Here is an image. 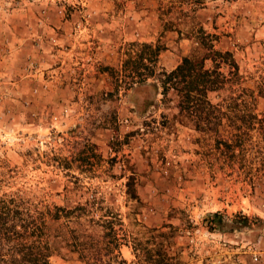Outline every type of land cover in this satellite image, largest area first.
Listing matches in <instances>:
<instances>
[{"label":"rangeland","instance_id":"374dc122","mask_svg":"<svg viewBox=\"0 0 264 264\" xmlns=\"http://www.w3.org/2000/svg\"><path fill=\"white\" fill-rule=\"evenodd\" d=\"M200 40L236 65L203 131L132 69L140 44L157 77ZM1 196L21 226L87 209L43 217L49 264H264V0H0Z\"/></svg>","mask_w":264,"mask_h":264},{"label":"trees","instance_id":"16d2710c","mask_svg":"<svg viewBox=\"0 0 264 264\" xmlns=\"http://www.w3.org/2000/svg\"><path fill=\"white\" fill-rule=\"evenodd\" d=\"M200 41L199 45L204 50L202 56L199 58L184 57L173 70L167 73H158L157 77L153 68L160 51L159 48L151 44H140L135 62L132 63V66L135 65V67L132 69L135 74L137 73L136 75L142 78L138 80L139 83H147L146 80L151 78L152 82L158 85L162 98H165L169 91H173L177 98L175 108L180 122L186 121L194 130L203 131L207 129L211 115H215L214 109L209 104L208 95L219 94L227 80L225 75L236 74V65L229 52L213 50L210 42ZM207 61L210 63V67H206ZM222 65L227 66L228 70L225 74L220 71ZM138 67L142 69L143 74L139 72ZM130 191L128 195L134 198V194ZM87 202L89 203V201L86 200V205ZM32 208H26L25 224L21 226L18 224L21 220L20 200L14 196H10L8 199L0 197V240H2L3 233H9L7 239L16 242L15 248L21 253L20 262L11 260V258L10 261L4 262V256L0 254L1 262L5 264H49V246L46 241L43 245L40 244V231L45 226L43 217L47 216L51 219L54 217L55 219L61 211L70 215L75 211L87 210L79 204L71 208L52 206L50 209L48 206H43L41 212H38L36 207ZM211 217L219 219V214L213 213ZM254 220L257 219L254 218ZM248 221L247 217L241 216L240 226L247 225ZM7 223H9L8 227H6ZM215 225H220L219 220ZM18 228H22V230L19 231Z\"/></svg>","mask_w":264,"mask_h":264},{"label":"built area","instance_id":"2783aa9c","mask_svg":"<svg viewBox=\"0 0 264 264\" xmlns=\"http://www.w3.org/2000/svg\"><path fill=\"white\" fill-rule=\"evenodd\" d=\"M253 258H254V261H255L256 260L255 257H253Z\"/></svg>","mask_w":264,"mask_h":264}]
</instances>
